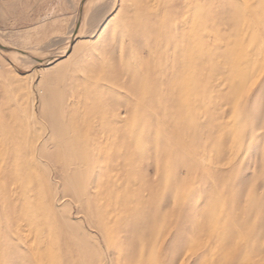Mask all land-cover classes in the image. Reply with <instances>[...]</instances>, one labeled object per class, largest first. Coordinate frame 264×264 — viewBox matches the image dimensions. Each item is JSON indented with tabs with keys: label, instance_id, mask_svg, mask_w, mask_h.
<instances>
[{
	"label": "rangeland",
	"instance_id": "1",
	"mask_svg": "<svg viewBox=\"0 0 264 264\" xmlns=\"http://www.w3.org/2000/svg\"><path fill=\"white\" fill-rule=\"evenodd\" d=\"M116 2L0 0V264H264V0Z\"/></svg>",
	"mask_w": 264,
	"mask_h": 264
},
{
	"label": "snow or ice",
	"instance_id": "2",
	"mask_svg": "<svg viewBox=\"0 0 264 264\" xmlns=\"http://www.w3.org/2000/svg\"><path fill=\"white\" fill-rule=\"evenodd\" d=\"M134 4H135V0H129V6H133ZM119 7H120V3H119V0H117L115 4H110L106 6L105 11H107L108 8H111L112 12H114V10ZM157 7L160 9L167 8L168 7L167 0H160ZM109 14L111 15L112 13L110 12ZM262 87H264V85H262ZM262 133H264V129H262ZM255 160H256L257 166H259L260 164L259 154H257V156L255 157ZM251 163H252V160L250 157L249 160L245 161L244 165L240 168V182L241 183L247 179V175L251 169ZM171 191L172 189L169 188V195H171ZM194 195L195 194L193 193V196ZM191 200H192V197H189V204H191ZM198 218H199V208L198 207H195L190 211L186 210V215L182 223V226L180 227V229H178L174 237L169 240V244L166 246V251L173 252V251H177L180 248H182V246L185 243L188 233L198 226ZM153 264H158V261H153ZM193 264H196L195 260H193Z\"/></svg>",
	"mask_w": 264,
	"mask_h": 264
}]
</instances>
